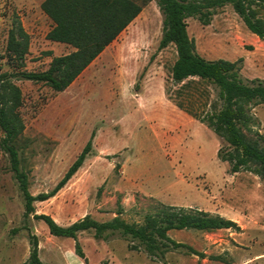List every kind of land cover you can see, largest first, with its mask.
Listing matches in <instances>:
<instances>
[{"label":"rangeland","instance_id":"obj_1","mask_svg":"<svg viewBox=\"0 0 264 264\" xmlns=\"http://www.w3.org/2000/svg\"><path fill=\"white\" fill-rule=\"evenodd\" d=\"M43 1L0 0L2 71L45 70L54 56L74 50L48 39L54 23ZM136 1L140 14L67 89L14 77L23 91L19 111L26 125L17 147L34 195L51 191L92 139L83 166L55 196L36 201V213L67 226L87 215L112 220L121 211L122 219L143 225L163 205H178L233 219L241 230H171L173 239L203 256L182 248L164 258L131 249L138 241L119 232L97 239L94 230L82 231L77 241L54 236L43 220L24 218L22 193L0 148V264H23L32 235L44 264H264V179L250 170L232 173L219 157L228 143L202 120L221 106L219 89L199 78L184 86L174 82L177 51L174 44L159 48L163 14L157 0ZM258 11L264 17V10ZM187 21L201 56L243 58L242 76L264 79V40L231 4L217 8L208 25L196 17ZM16 22L30 35L23 65L9 49ZM251 113L246 135H264V104ZM2 135L0 129V140ZM76 242L86 260L76 253Z\"/></svg>","mask_w":264,"mask_h":264},{"label":"trees","instance_id":"obj_2","mask_svg":"<svg viewBox=\"0 0 264 264\" xmlns=\"http://www.w3.org/2000/svg\"><path fill=\"white\" fill-rule=\"evenodd\" d=\"M157 3L163 14L159 48L174 44L177 51L172 67L174 82L184 86L199 78L219 89L221 106L202 119L228 143L229 149L220 150L219 157L229 162L232 173L250 170L264 179V135L257 132L256 137H249L244 131L253 125L251 108L264 104V79H245L241 74L243 58L229 61L208 60L201 56L195 39L188 32L187 21L189 17H196L208 25L217 8L231 4L247 28L264 40V17L258 11V8L264 10V0H157ZM41 7L54 23L48 39L69 44L74 50L54 56L45 70L11 74L2 71L0 64V129L3 133L0 148L8 157L13 178L22 193L24 218L33 215L47 224L52 235L76 241L82 231L94 230L97 239L106 238L109 232H119L131 242L138 241L139 246L130 244L131 249L142 248L152 258H164L167 252L182 248L203 256L192 246L173 239L169 235L171 230H241L233 219L178 205H163L154 214L147 215L143 225L122 219L121 211L112 220L98 221L87 215L67 226L59 224L49 214L36 213L35 202L55 196L83 166L92 150V139L51 191L34 195L30 191L29 171L17 147L26 125L19 111L23 91L16 80L43 82L56 91L67 89L142 11V5L136 0H44ZM29 47V33L21 22H16L10 31L9 49L19 64L23 65ZM31 244L30 256L23 264H44L36 235H32ZM76 253L86 260L79 242H76Z\"/></svg>","mask_w":264,"mask_h":264}]
</instances>
